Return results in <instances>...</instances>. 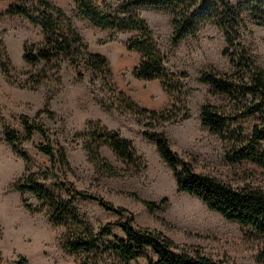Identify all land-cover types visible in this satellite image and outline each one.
<instances>
[{
  "label": "rangeland",
  "instance_id": "1",
  "mask_svg": "<svg viewBox=\"0 0 264 264\" xmlns=\"http://www.w3.org/2000/svg\"><path fill=\"white\" fill-rule=\"evenodd\" d=\"M50 1L65 10L88 50L107 58L118 90L149 111L169 108L171 97L163 91L159 80L148 82L133 76L141 56L137 51L127 50L126 41L136 32L101 30L79 16L71 0ZM109 1L115 4L118 0ZM12 2L0 0V43L13 67L10 80L0 71V264H16L20 257H25L28 264H122L106 246L114 242L113 237L124 238L117 227L111 228V236L100 238L103 246L98 252H66L62 248L66 229L49 222L47 203L35 199L31 193L21 195L14 189L16 183L30 174L36 175L40 184L65 200L75 192L100 196L115 207L126 209L134 217L135 226L160 232L186 251L199 252L224 264H264V236L225 220L198 198L179 191L171 169L159 156L155 144L142 135L145 129L142 120L118 106L104 87L101 74L84 69L83 79L79 80L65 63L57 78H51L41 87L31 89L26 84L42 65L32 66L23 61L24 44L40 43L43 35L40 27L22 16L1 15ZM136 13L147 21L155 34L167 58L166 67L185 74L184 83L190 90L189 117L156 126L154 130L163 131L171 149L197 173L214 176L234 188L250 186L264 191V170L248 162H228L226 144L217 134L201 126L199 110L204 104L218 107L229 104L225 95L216 94L200 81L202 70L214 68L221 73L233 70L229 59L222 56L226 47L223 33L212 22H207L196 34L188 35L173 46L170 11L142 8ZM245 22L248 30L241 31V41L264 69V28L246 16ZM0 56L4 60L3 53ZM24 116L38 119L48 131L47 138L34 132L29 141L19 145L30 157L28 165L3 140L5 127L24 137L21 121ZM256 122V117L242 120L245 135H250ZM89 124H93L96 132L97 124L119 132L132 143L145 168L135 176H126L124 165L105 145L100 147V155L121 170L122 176L109 175L95 166L89 160L82 137ZM47 143L64 149L69 168L61 167L58 162L51 166L50 158L37 149L38 145ZM22 198L35 212L25 208ZM144 202L156 206L149 210ZM73 206L95 233L107 223L126 220V216L107 212L93 200L77 198ZM142 255L129 264L156 261L147 248L142 250Z\"/></svg>",
  "mask_w": 264,
  "mask_h": 264
},
{
  "label": "trees",
  "instance_id": "2",
  "mask_svg": "<svg viewBox=\"0 0 264 264\" xmlns=\"http://www.w3.org/2000/svg\"><path fill=\"white\" fill-rule=\"evenodd\" d=\"M76 13L91 25L101 30L117 32H136L126 41V49L137 51L141 58L133 70L137 80H159L163 91L171 97L168 109L160 112L139 107L118 90L112 81V72L106 57L88 50L81 35L75 29L65 10L50 0H13L1 15L22 16L29 23L40 27L43 40L40 43H26L22 59L32 66L42 65L40 71L29 77L26 84L36 89L51 78H57L62 64H68L76 77L83 79L84 69H91L104 78L103 85L112 94L118 106L135 115L143 122L142 135L153 142L162 160L174 176L177 189L198 198L207 208L217 212L227 221L249 227L256 235L264 236V191L259 188L243 186L234 188L211 175L197 173L192 165L171 149L167 135L154 127L165 123L186 119L187 100L190 90L184 83L185 74H179L166 67V56L161 51L157 38L147 21L136 13L137 9L168 10L171 14V42L173 46L188 35L196 34L207 22H212L224 36L226 56L232 66L230 73H221L214 68L202 70L200 81L209 85L216 94L229 99L227 107L204 104L200 108L201 126L217 134L226 144L225 159L230 163L248 162L264 170V69L255 61L250 50L241 41V31H247L245 16L255 25L264 28V0H71ZM0 71L11 79L13 70L3 44L0 43ZM48 106V104H46ZM256 117L250 135H245L242 120ZM25 135H20L9 127L4 128L3 140L12 146L13 151L26 165L30 157L19 149L22 141H29L34 132L47 138L48 131L38 119L21 117ZM89 124L83 134L85 149L89 160L109 175L119 176L123 172L111 166L99 153L102 145L108 147L125 167L126 176L132 177L144 168V162L132 143L122 138L117 131ZM151 129V130H150ZM93 130V131H92ZM96 132V133H95ZM37 149L50 158L51 166L56 162L69 168L64 149L50 143L40 144ZM28 166L25 167L27 171ZM127 171V172H126ZM46 176V175H45ZM122 176V175H121ZM47 177V176H46ZM21 195L28 192L39 201L47 203L46 214L52 225L66 229L62 248L69 253L98 252L102 248L101 237L111 236V228L117 227L124 238L113 237V243L106 246L120 263L129 264L143 257L147 248L156 257L147 264H224L199 252L181 249L174 241L160 232L135 226L134 217L122 207L104 201L100 196L75 192L65 200L47 190L30 174L14 185ZM77 198L89 199L107 212L126 216V220L107 223L95 233L92 226L79 215L73 206ZM22 203L30 212L35 209L22 198ZM149 210L156 204L144 202ZM2 228L0 224V236ZM16 264H28L20 257Z\"/></svg>",
  "mask_w": 264,
  "mask_h": 264
}]
</instances>
